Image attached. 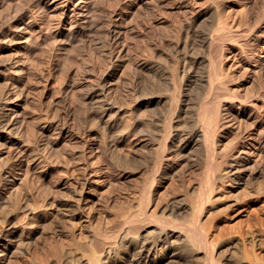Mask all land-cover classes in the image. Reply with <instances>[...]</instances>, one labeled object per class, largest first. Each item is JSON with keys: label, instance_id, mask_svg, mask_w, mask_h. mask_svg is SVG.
Masks as SVG:
<instances>
[{"label": "bare ground", "instance_id": "6f19581e", "mask_svg": "<svg viewBox=\"0 0 264 264\" xmlns=\"http://www.w3.org/2000/svg\"><path fill=\"white\" fill-rule=\"evenodd\" d=\"M107 1L0 0V220L4 222V224H1L0 221V264H5L8 260L26 252L31 254L32 245L36 241L39 243L44 234L55 228H50L54 220H52L53 215L55 216L54 213H58V211L62 212L55 208L58 206L56 201L58 198H49L42 191L36 190L34 186H31L30 179L38 172L40 167L50 164L54 157L61 156L62 148L60 149V147L62 145L60 146V144L63 142L65 134L70 131L71 125L74 124V121L71 122V120L76 119L81 123V117L86 116L92 122L91 127L98 125L102 129L101 134L92 129L90 137L85 139L83 145L79 148L81 149L79 153L91 163L89 164V171L95 174L93 176L96 189L104 195L110 194L114 187L110 182L107 183L108 176L116 175L117 180L121 175L130 178L134 175L135 167L138 165L140 168L149 171L143 183L139 184L140 196L139 200L137 199L139 205L135 210L133 209V211L126 214L125 221L128 223V227L124 232L116 236L111 233L112 231L97 232L98 234L93 236L94 239L92 238L90 244L78 242L74 237L72 239L70 237L69 242L57 238L54 245L47 241L50 245L46 244L43 247L41 244L44 249L38 250L40 252H37V254H34V249L32 250L33 254L31 255L35 256H31L30 261L33 264H178L190 259L201 260L203 264H264V211L262 209V214L259 212L257 214L253 213L256 208L255 211L252 210L251 213L256 215L254 217L249 212V216L251 214L253 217L251 219L256 217V224L260 225V230L251 232L250 229L254 225L251 226V223V227L248 229L247 220L248 231H244L246 229L244 228L238 236L234 235L235 237L230 238L225 237V230L226 228L230 230L229 227H233V225L224 226V228L221 227L223 224L215 225L213 221L216 220L212 219V221L211 218H208L210 222H202L201 220L203 214L219 205L221 200L218 196L214 198L216 190L220 192L222 187L230 188L239 185L247 176L250 178L260 167H264L262 149L259 145L264 139V99L261 98L264 96V91L263 95L257 93L258 95L254 96L256 94L253 93L251 87L248 90L252 94L250 92L251 95H249L246 91L247 94H243L242 97L237 92V88L234 90L228 85L232 75L229 76V74L221 73L218 70V66L221 64H219L220 60L226 55L225 49L228 43L231 45L233 41L232 46L237 43L238 46H242L240 47L242 49L241 54L245 59L252 58L254 66L256 68L260 67L255 74L261 70L264 71V69H261L264 64V26L255 25L257 27L256 31L262 30L261 35H257L254 32L255 30L252 32L249 27L251 33L235 30L234 32L232 30L234 24H230L228 29L226 23L225 26L223 23L221 25L218 20V23L209 24L211 26L210 28L207 26L209 29L202 30L199 29L198 24L199 28L195 27L194 24L204 16L202 13L197 12L198 15L192 17L193 20L187 19L184 14V19L186 18L184 21L186 22L181 23L182 27L180 29L169 28L167 24L168 29L165 24L164 26L168 30H164L167 31L156 30L160 34L161 43L166 38L165 36L167 38L171 36L170 39L174 42L170 44L172 46L171 59L174 61L170 70H166L167 67L165 66V68L164 64L165 69L161 67L160 63L163 60L160 54L159 58H154L156 56L155 51H152L153 54L151 53L146 60L142 57L144 59L142 61H138V59H136L137 61L134 60L133 63L131 61L128 69L129 75L131 74L130 79H128V88L126 92L118 88L117 96L120 98V101H118L112 95L111 88L113 86H109L108 77H101L103 75L101 73L100 81L97 80L98 84H96L97 82L94 84L93 81L90 82L92 78H87L89 82L86 79V81H83L81 75L84 69L81 68L79 74L74 72L78 78L76 84H69V82L64 84L60 91L58 90L62 92L57 100V104H62L60 105L61 110H59L60 108L57 110L60 111L59 114L54 115V111L53 114L48 112L50 115L52 114L50 117L44 118L45 120L38 124L35 123L37 121L34 122V124H37L32 126L35 127V133L33 130L31 133L34 138H30L32 135L28 136L27 134L28 138L35 140L34 148L30 147L31 150H27V145H18L17 150L11 152L10 155H7V157L3 155L5 147L10 144H19L20 141L14 135L19 136L18 138L21 140L22 137L20 136L25 135L23 133V122L25 120L21 118L18 100L22 96V83L25 76L28 75L32 78L37 76L34 73L35 70L32 72L22 65L10 64L5 61L3 53L8 44L34 25L37 18H40L43 19L47 32L55 37L56 44L65 47L77 41L81 44L84 41L86 43V36H91L90 33H105L114 48L112 50L109 48V59H114L116 67L122 66L128 60H125V55L130 50L131 45L127 41L128 35L126 36L125 33L127 16L139 0H111V3L115 4H111L113 5L111 8L106 7ZM213 8L214 13H219V9L215 10ZM99 10L103 11V14H99ZM209 10L205 12H209ZM185 12L189 14L187 10ZM218 15L220 16V14ZM256 18L258 17L256 16ZM205 19L207 18L205 17ZM215 19L217 20V18ZM212 20L211 17V23ZM248 20L247 22H249ZM177 21L179 20L177 19ZM247 22L245 21L248 26ZM94 34L93 37L96 36ZM103 34L102 37H104ZM172 36L175 39H172ZM107 39H104L105 42ZM251 40L252 43H250ZM168 41L170 43V40ZM152 47L154 48V46ZM151 49H148V51ZM160 59L161 62H159ZM94 61L93 63L97 62ZM165 61L167 62V60ZM86 62L84 63L87 64ZM101 62L103 61L101 60ZM106 62H110V60ZM166 62L165 64H167ZM110 65L114 64L110 63ZM95 67L91 64L90 68L86 70L89 72L92 69L93 71ZM78 68L80 69V67ZM240 68L245 72L239 71L242 74L240 73L241 79L237 80L239 81L238 87L249 83L252 78V71H250L252 67L248 64V61L242 62ZM123 75L119 76L121 82L124 80ZM129 75L127 74L128 77ZM233 76L237 77V75ZM168 84L167 88L171 90H169V93L163 87V85ZM77 87H80L79 91L75 92L74 89ZM83 87L86 88L83 89ZM260 91L258 92L260 93ZM238 97L242 98L238 99ZM250 97H253V99H250ZM70 99L72 101L76 100V104L74 105L75 101L71 102ZM83 122L85 123L86 120ZM78 125L80 126V124ZM228 128L238 132L239 134H236L239 135V138L233 143L231 141L229 144H224L227 137L225 136V129ZM216 133H219V135H216ZM98 135L100 137L95 139V136ZM136 135H146L149 139L159 137L156 151L149 154L140 148L142 151L138 152L140 149L137 150L134 139ZM247 139H249V142ZM197 152L201 159L194 158L192 160L193 158H190V156L193 153L197 154ZM63 157L64 155L62 159L66 158ZM101 159H106V164H110L111 169L105 171L104 166L99 163ZM97 160L98 164H96ZM179 164L186 165L197 177L195 183L187 185L188 188L185 187L187 190L184 191L186 192L184 199L174 205L166 203L160 206L161 213L158 210L150 211L146 209L148 204L155 202L157 192L160 190L159 186H164L177 173ZM85 167L88 166L85 164ZM40 170L42 171V169ZM172 181L175 183L174 180ZM245 181H247V178ZM158 182L159 185L157 186ZM173 185H170L171 188ZM224 191H221V193ZM164 192L162 193L164 194ZM228 192L230 193V191ZM77 193L76 198L72 200L64 199L61 203L64 206L76 208L80 213H86L88 211L85 207L86 197L82 189ZM237 193L239 194V192ZM237 195L236 198L239 197ZM239 198L241 200V197ZM239 198H237L238 201H240ZM160 204L158 203V205ZM228 206L224 209H227ZM39 207H41V210H36ZM22 208L24 209V215L19 212ZM220 209L219 211H222L223 208ZM70 213L64 214L67 218L65 222H68L67 228L70 229L68 231L75 234L81 226L77 223L78 221L76 222V219L82 217V215L79 217L75 212ZM61 214L63 215V213ZM237 214L239 213L237 212ZM235 215L234 213L233 217ZM240 221L238 227L240 224L241 228V224L245 225L246 222L241 223ZM64 223L62 224L65 226ZM152 223H155L156 226L150 231L149 227L152 226ZM235 228L237 229V227ZM240 228H238L239 231ZM150 232L156 233L155 236H150ZM53 234L55 236L59 233L55 231ZM171 239L181 243V246L172 248V245H168ZM185 239L189 242H185ZM49 240H52V238ZM171 243L173 244V242Z\"/></svg>", "mask_w": 264, "mask_h": 264}, {"label": "rangeland", "instance_id": "374dc122", "mask_svg": "<svg viewBox=\"0 0 264 264\" xmlns=\"http://www.w3.org/2000/svg\"><path fill=\"white\" fill-rule=\"evenodd\" d=\"M223 1H225V2H223ZM223 1L222 0H160V1L159 0H152V1L151 0H146V1L145 0H139L134 5L132 11L129 13V16H127V20H126V22H127L126 26L127 27H126L125 33H126V36L128 35L127 41H129L132 46L130 45V48H129L130 50L128 49L129 51H127L128 53H126V55H125L126 56L125 60L126 59H128V60H126L125 63L119 67H116L114 59L113 60L109 59V56H108L110 54L109 48L111 50L114 48L112 47V44L110 43V41L107 39V36L105 35V33L104 34L102 32H96V34H94V32L90 33L89 35H91V36H86L87 38L85 37L87 40L86 43H84L85 42L84 41L83 42L84 44L83 43L81 44V42L77 41L76 42L77 44L74 42L71 45H68L65 47V46L56 44L57 41H56L55 37L50 35L47 32V28H45V25L43 24L44 23L43 19L37 18L36 23L34 25H32L30 28H28L23 34H21L17 38H15L11 43H9L7 49L4 50V53H3L4 59L6 62H9L10 64L17 63L19 65H22V66L30 69L32 72H34V70H35L34 73H36V75H37V76H35V78H32L31 76L28 77V75L25 76V78L23 79V83H22V94H21L22 96L18 100V102H19L18 104H19V108H20V112H21V118L23 120H25L23 122V124H24L23 133H25V135H26L25 136L23 134L24 137L23 136H20V137H22V140H23V138H25V140L22 141L21 139L18 138L19 136L14 135V137L16 139H18V141H20L19 144H10L7 147H5L3 149V155L7 157V155L11 154V152H14L17 150L18 145H23V146L27 145V150L28 149L31 150L30 147H32V149L34 148V146H35L34 141L35 140L33 141V139H30V138H34L33 134H31L32 130L35 133V127L33 128L32 126L37 125L39 122L44 121L47 117H50L53 114V111H54V115L59 114L60 111H57V110L59 108H60L59 110H61L60 105H62L60 103L57 104V100L59 99V97L62 94V92H59L60 89L64 86V84H68L69 82H70L69 84H71V83L76 84L78 82V78L76 77L77 75H75V74L76 73L79 74L82 69H84L83 74L81 75L83 81L86 79L87 82H89L88 79L92 78L93 80L91 79L90 82L93 81V84L96 82H97L96 84H98L99 83L98 81H100L99 77L102 74L103 75L101 77H108L107 82H108L109 86H111V87L113 86L111 88L112 95L114 96V98H116L115 100H118V101H120L119 100L120 98L117 96L118 95V88L122 89L123 92H126V90L128 88V79H130V76H131V74L129 75L128 69H129V64H131V61L133 63V62L137 61L136 59H138V61H142L144 59L146 60L147 57H149L151 55V53L153 54V52L155 51L156 56L154 58L155 59L159 58V54H160L161 59L163 60L162 61L160 59V61H159V62L162 61L160 63L161 67L164 68L166 66L167 67V68L165 67L166 70H170L172 67V63H174V61L171 59L172 58L171 57L172 56V46L170 44H171V42L172 43H174V42H173V40L170 39L171 36H170V38H167V36H165L166 38L163 40L164 44H163V42L161 43L162 40L159 37L160 34L156 30L167 31L171 27H175V28L180 29L182 27L181 23H183V21L186 18L187 19L190 18L193 20V18L195 16H197L198 13L200 12L204 16H202L200 19H198L194 23L195 27H198V26L200 27V28L198 27L199 29H202V30H204V29L206 30V28L209 29L211 27L210 25H212L213 22L218 23L220 21V24L223 23L224 26L226 23V25H228V29H229L230 24H234V26L232 28L233 31L235 30V31L251 33V30H252V32L255 30L254 32L257 33V35H261L262 30L256 31V29H257L256 26H264L263 25L264 24V0H223ZM209 2H210V4H209ZM106 4H107V6H106L107 8L108 7L111 8L113 5H115V4L111 3V0H108L106 2ZM111 4H113V5H111ZM209 5L211 6V8ZM212 8L215 10L219 9V13H217V12L214 13ZM136 9H137V11H136ZM197 9H199V10H197ZM209 9L214 14L213 13L211 14V11ZM185 10H187V12L189 14H187L185 12ZM208 10H209V12H205ZM192 12H194L193 13L194 15L192 14ZM98 13L103 14V11L99 10ZM184 14L186 16L185 19H184V17H185ZM218 14H220V16ZM208 15H209V18H208ZM187 16H190V17H187ZM210 16L213 18V20H216L215 18H217V20L216 21L212 20V23H211V17ZM256 16L260 19L256 18ZM205 17L207 19H205ZM243 18L246 22L249 19L248 20L249 22H247V23L250 26L251 25L252 26L251 27L249 25L247 26V24L245 23ZM177 19L180 22L177 21ZM257 19H258V21H256ZM202 20H204V21L202 22ZM174 22H176V24H174ZM184 22H186V21H184ZM162 23H164V24H162ZM177 23H179V24H177ZM197 24H198V26H197ZM157 25H159V26H157ZM164 25L166 27L168 26L169 28L167 27L168 28L167 29ZM179 25H181V26H179ZM157 27H160V28H157ZM234 27H235V29H234ZM248 27L251 28V30ZM253 28H255V29H253ZM164 29H167V30H164ZM97 33H98V35H97ZM100 33H102L105 38L102 37L101 36L102 34H100ZM93 34L96 36L93 37L92 36ZM99 34H100V36H99ZM90 38H91V40H89ZM104 39L105 40L107 39V41H109V42H107V41L105 42ZM172 39H175V38H173V36H172ZM159 40H160V43H159ZM168 40H170V43ZM78 42H79V44H78ZM228 42H230V40H228ZM232 42H231V45H229L230 43H228L227 48H226L227 51L225 49L226 55H225V57L223 56L224 58H222L220 60L219 64L220 63L221 64H220V66H218L219 67L218 70L221 73L225 72V74H229V76L232 75V76H230L232 78L229 79L230 82H228V85L230 87L234 88V90H236L235 88H237V90H238L237 92H239L242 97H243V94L246 93V91L249 95L252 94V92L250 90H248L251 87H252L253 93L256 94L254 96H257L258 94H262L264 91V71L261 70L259 73L255 74L256 70L258 71V69L260 67L256 68L254 66L255 64H254V62H252V60H253L252 58H249V59L246 58L245 59V57L241 54L242 49L240 47H242V46L241 45L238 46V43L236 45L234 44L232 46V44L234 43V42L233 43ZM167 43H169V44H167ZM250 43H252V40ZM74 44L77 48L75 46L72 47V45H74ZM109 44H110V46H108ZM53 45H54V47H53ZM77 45H79V46H77ZM152 46H154V48ZM71 47H72V49H70ZM67 48H68V50H67ZM135 48H137V49H135ZM144 48H146V49H144ZM73 49H77V50L74 51ZM131 49L132 50L135 49V50L132 51ZM148 49H151V50H149L150 52L148 51ZM143 52H148V53L145 54ZM164 52L168 55H166ZM138 55H139V57H138ZM65 56H66V58H65ZM128 56H130V57H128ZM239 56H240V58H239ZM142 57H144V59ZM162 57L167 58V59H165V60H167V62ZM99 59H100V62H99ZM92 60L93 61L95 60L94 62H96V61L97 62L93 63ZM101 60L103 62H101ZM107 60H110V62H106ZM245 60L248 61V64L251 65V67H252V69L250 70V71H252L251 72L252 78L249 81V83H247L245 85H241L240 87H238L239 81H237V80H240L241 74L245 72V71L243 72V69L241 70L240 67L242 65V62L244 63ZM66 62H67V64H66ZM84 62H86L87 64H85ZM165 62L167 64H165ZM110 63L114 64V65L111 66ZM91 64H92V66L95 65L97 68L95 67L93 71L91 69L88 72V70H86V69L90 68ZM125 64H126V66H125ZM163 64H164V67H163ZM85 65H87L88 67ZM239 65H240V67H239ZM81 66H83V67H81ZM124 66L126 67V69ZM263 66H264V64H263ZM263 66L261 67V69H264ZM78 67H80V69ZM253 67H254V69H253ZM239 71H242V73ZM74 72H76V73H74ZM105 72H107V73H105ZM115 73H116V75H115ZM126 73L129 75V77L127 76ZM109 74H112V75H109ZM120 75H123L124 80L122 82L119 79ZM233 75H237V77L236 76L234 77ZM74 76H75V78H74ZM36 77H37V79H36ZM95 79H96V81H95ZM117 79H119V80H117ZM75 80H77V81H75ZM87 82H85V83H87ZM0 85H1V82H0ZM168 86H169V84L165 85V86L163 85V87H165V91H168V93H169L171 90L169 88H167ZM79 88L80 87L75 88L74 91L75 90H76L75 92H77V90L79 91ZM85 88L86 87H83V89H85ZM166 88H167V90H166ZM259 90H261L260 93L258 92ZM74 91H73V93H74ZM49 92L52 94H50ZM250 92H251V94H250ZM262 95H260V96H262ZM242 97H238V99H241ZM261 98L264 99V96H262ZM74 99H75V96H74ZM250 99H253V97L252 98L250 97ZM70 101L71 102L75 101L73 104L74 105L76 104V100L72 101V99H70ZM119 103L121 104V102H119ZM51 104H52V106L54 105L55 107L53 106V108H52ZM56 106L57 107L59 106V107L57 108ZM51 108H52V110H51ZM49 110H51V111H49ZM55 111H57V112H55ZM48 112H50L52 114L50 115V113H48ZM48 114H49V116H48ZM23 116H25V117H23ZM86 117H81V119H80V121H82L81 123L76 119H75L76 121L74 119L71 120V122L74 121V124L73 123H71V124H73L75 126L73 127V125H71L70 131L67 132L68 134L67 133L65 134L64 140L60 144V146L62 145L60 147V149L62 148L61 149V153H62L61 156H59L57 158L54 157L53 161L50 164H48V165L46 164L45 166L40 167L38 169V172L36 174H34L33 176H31L32 177L30 179L31 186H34L36 190L42 191V193L46 194L49 198H53V199L58 198L56 200L58 206L55 208H57L56 210H61L62 211L61 213H63V215L60 213V211H58L59 214L57 212L54 213L55 216L53 215V218H52V220L53 219L54 220L52 221V225L50 228L51 229L53 227H55V228H53L51 231H49L50 230V228H49L48 229L49 232L44 234L45 236L44 235L42 236L43 239L45 238L44 241L41 238L39 243L37 241L36 242L34 241L35 243L33 242L34 244L32 245L33 248L31 247V252H32L31 254H33V251H34V254H37V252H40L38 250H43L44 249L43 247H44V245L46 246V244L54 245L55 241H57V238L58 239L61 238V239H64V241L69 242L70 239H72V237H74L76 241L78 240V242L81 241L84 244L85 243L90 244L91 240L94 239L93 236H95L96 234H98L99 232H102V231H104L103 233H105L106 230H107V232L112 231L111 233L114 236H116V235L124 232L126 230V228L128 227V223L125 221L126 214L129 213L130 211H133V209L135 210L139 205V203H138L139 201H137V199L139 200V196H140L139 195V193H140L139 192L140 191L139 186L143 183V181L146 178V175L149 173V171L146 169L140 168L138 165H137V167H135L134 175L130 178H126L125 176L121 175L118 178L119 180H117L116 179L117 177H115L116 175L115 176H108L110 181L107 178V181H108L107 183L109 184V182H110L113 185V187L115 188V189L113 188L111 190L110 194L108 193L107 195H104V194H102L101 191L96 189V184L94 182L95 174H93L91 171H89V168H90L89 164H91V163L88 162L82 156V154L79 153V152H81V149H79V148H81V146L83 145L84 140L87 139L88 137H90V132L92 129L95 132H99L100 134L102 133V129H101V127H98V125L97 126L93 125L91 127L92 122L90 121V119L88 117L86 119ZM83 118H84V120H83ZM85 120H86V122L84 123L83 121H85ZM35 121H37V122H35ZM34 122L37 124H34ZM82 123H83V125H82L83 127L81 126ZM78 124H80V126ZM236 133L239 134L238 132H236L235 130H232L231 128L225 129V136H227L226 137L227 140L225 139L224 144L225 143L229 144V142H231V141H232V143L234 141H237L239 138L238 137L239 135H237ZM27 134H28V136L32 135L33 137L30 136V138H28ZM217 134L219 135V133H216V135ZM99 137H100L99 135L95 136V139H97ZM27 138H28V140H27ZM134 139H135V143L137 145V150H138V148L139 149L141 148L142 150H144V152H147L149 154H152L156 151V149L158 147L159 140H160L159 137H156V139H149L146 135H140V136L136 135V136H134ZM248 140L249 139H247V141ZM65 142H66V144H65ZM259 145H260V148L262 149V155H263V159H264V139L261 141V143ZM65 147H67V148H65ZM141 149L138 152H141L142 151ZM63 150L65 151L64 154H63V152H64ZM63 155H64L63 158L66 157L65 159H62ZM83 158H84V161H83ZM190 158H193L192 160H194V158L197 160L201 159L198 152H197V154L193 153L190 156ZM106 159H104V160L101 159V161H99V163L104 166L105 171H107L108 169H111L110 164H106V162H107ZM85 164L88 167H85ZM96 164H98V160L96 161ZM137 164H139V163H137ZM179 167H181V168H179ZM179 167L176 171L177 173L174 174L173 178H171L168 181V183H166L164 185L165 187L163 185L159 186L160 190L157 192L158 194H157V198H156L155 202L150 204V205L148 203H146V204H148L147 207L145 204L146 209H148L150 211L158 210L159 213H161V209L159 208L160 206H163L166 203L174 205L175 203L181 202L184 199V196L186 193L184 191L187 190V188L190 184L196 182L197 177H195V174L192 173V171L189 170L186 167V165L179 164ZM260 168L250 178L247 176L246 177L247 181H245L246 180V178H245L243 180V182H241L239 185H234V186H231L230 188L222 187L221 191H224V189H225V191L222 193H221V191L219 192V190L218 191L216 190L215 191L216 193L214 192V194H215L214 198L215 197L217 198V196H218V198L221 200V201H219L221 204L219 203L220 206L216 205V207L212 208L211 210H209L208 212L203 214L202 219H201L202 222H210L209 219L211 218V220L212 219L216 220L215 222L212 220L213 223H215V225H220V224L222 225L223 224L221 227L233 225V227L231 226L229 228L231 231L234 228L233 229V231L235 230L234 232L233 231L231 232L227 228L225 230L226 231L225 237H228V238L238 236L244 228H246V229H244V231H248V229H250V227L252 225H254L255 227L254 226L251 227V229H250L251 232L252 231L257 232L258 229L260 228V225L256 224L257 223V220L255 219L256 217L254 219H251V218L256 216L255 214H257V212L262 214L264 211V209H263L264 208L263 207L264 206V204H263L264 203V167L262 166ZM40 169H42V171ZM181 169H182V171H181ZM261 170H262V172H261ZM176 174H178V175H176ZM172 180H174V182L176 183V186ZM179 180H181V181H179ZM139 181H141V182L139 183ZM176 181L177 182L179 181L178 183H180V182L181 183L178 184ZM135 182L137 184L136 187L134 185ZM171 183L174 184L172 186V188L170 186V185H172ZM156 185L158 186L159 182ZM186 186H187V188H185ZM259 186H260V188H259ZM261 187H262V192H261ZM40 189H42V190H40ZM81 189H82L84 196L86 197V199H85L86 206L85 207H87L86 210H88L86 213H80V211H78L76 208L73 209L72 206L67 207V206L62 205L61 201H63L64 199L72 200V199L76 198L78 195L77 192L78 191L80 192ZM244 190L247 192H245ZM257 190L260 193H258ZM164 191H167V192H164ZM228 191H230V193ZM249 191H250V193H249ZM160 192H161L162 196L160 195ZM162 192H164V194ZM237 192H239V194ZM244 192L246 194L247 193L248 194L246 195ZM242 193L245 195H243ZM237 194L239 195V197H241V200L239 197H237V198H239L240 201H238V199L236 198ZM225 195H227V196H225ZM222 196H223V198L225 196L224 200H222L223 199V198H221ZM261 196H263V197H261ZM158 197H160V198H158ZM157 199H160V200L162 199V200L160 202V200H157ZM219 199H217V200H219ZM156 202H157V204H156ZM158 203H161V204L158 205ZM228 204H229V206H228ZM157 205H158V208H157ZM230 205H231V207H230ZM227 206H228V208L224 209ZM220 207H221V209L223 208L222 211H219ZM36 210L40 211L41 207L36 208ZM239 210H241V211L239 212ZM246 210H247V212H246ZM252 210H254L255 212H253ZM19 212H20V214L24 215V209L23 208L20 209ZM70 212L71 213L75 212L77 215H79V217H80V215H82V217L76 219V222L78 221L77 223L81 224V226H79L81 229L79 228L75 232V234H72L71 231H68V230H70L67 228L68 222H65V221H67V218L64 216V214L65 213L69 214ZM237 212L239 214H237ZM249 212L255 213V214L251 213L253 217L251 216V214L249 216ZM6 213H8V212H6ZM234 213L236 215L233 217ZM56 217H58V218L56 219ZM226 217H227V219H226ZM246 217H250V218H246ZM239 219L240 220L243 219V220L240 221ZM203 220H206V221H203ZM238 220L241 223L245 221L246 222L245 225L242 223L241 228H240V224L238 227V223H239ZM247 220H248L249 226L247 225ZM249 220H250V222H249ZM251 220H252V222H251ZM57 223H58V226H57ZM62 223H64L65 226ZM1 224H4V222L1 221ZM224 224H227V225H224ZM236 224H237V226H236ZM250 224H251V226H250ZM155 226H156V224L152 223V226L149 227V230L150 231L153 230ZM247 226H248V229H247ZM256 226H258V227L256 228ZM235 227H237V229ZM238 228H240V231ZM61 230H62V232H64V231L65 232L62 233ZM227 230L229 231L228 233H227ZM55 231L59 234L54 236L53 233ZM236 232H238V233H236ZM155 234L156 233H154V232L149 233V235L152 237L155 236ZM71 235H75V236H71ZM51 238H52V240H49ZM47 241H50L49 242L50 244L47 243ZM186 241H188V240L185 239V242ZM171 242H173V244ZM175 242H177V243H175ZM37 244L38 245L40 244V245L38 246ZM41 244L43 247L41 246ZM174 244H175V246H174ZM180 244L181 243H179L178 241H175V239H171L170 242L168 243V245L173 246L172 248L178 247ZM38 247H40V248L42 247V248L39 249ZM24 254H26L27 256L26 255L23 256ZM28 254H30V252L23 253L20 256L14 258L15 260L11 259V260H14L13 262L11 260H8L7 263L5 262V264H33L32 261H30L31 260L30 257L35 256V255H31V254L28 255ZM32 260H33V257H32ZM187 261H185V262L183 261V262H180L178 264H183V263L185 264L186 262H187L186 264H201L202 263L201 260L196 261V259H190Z\"/></svg>", "mask_w": 264, "mask_h": 264}]
</instances>
